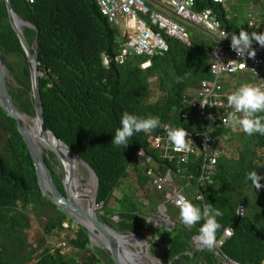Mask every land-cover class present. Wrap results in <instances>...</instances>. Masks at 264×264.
Masks as SVG:
<instances>
[{"label": "trees", "instance_id": "trees-1", "mask_svg": "<svg viewBox=\"0 0 264 264\" xmlns=\"http://www.w3.org/2000/svg\"><path fill=\"white\" fill-rule=\"evenodd\" d=\"M14 11L39 30L38 55L40 91L49 128L97 173L100 181L97 203L104 204L100 218L120 232L153 233L152 251L163 264H220L218 248L198 250L194 239L200 223L185 227L179 219V208L169 207L175 229L160 230L148 215H156L166 202L167 191L151 187L152 178L145 176L147 168L138 160L143 149L160 165L172 170L175 181L190 202L201 206L212 204L223 215L217 217L220 228L216 239L232 228L234 237L221 248L223 254L242 264L264 263V188L254 190L246 174L257 170L264 177V136L246 135L240 128L213 127V134L223 137L220 160L213 183L202 192L204 200L196 199L195 187L201 174L202 160L192 157L186 167L191 182L178 175L179 163L165 160L151 147L150 139L168 124L188 131H201L200 125L185 120L182 115L190 109L185 99L189 89H199L203 81H212V52L216 46L202 32L190 28L192 45L186 46L168 39L169 51L152 58V65L142 69L148 58L132 57L124 65L114 60L109 68L103 64L105 53L115 56L118 30L101 13L95 0H12ZM212 9L229 33L251 30L230 22L226 10L212 2L197 0L195 10ZM25 36L33 44L37 30L25 27ZM0 52L17 82L9 91L20 111L35 116L31 97L32 83L29 60L11 26L7 5L0 0ZM15 57L14 63L9 61ZM231 90H236L235 84ZM124 112L141 117H159L161 127L150 134H136L123 150L111 144ZM209 124H213L210 122ZM50 157H56L50 153ZM47 159L55 182L66 194L64 175L55 172ZM264 185V179L261 180ZM129 197L119 202L116 192ZM153 202L151 203V200ZM115 200V201H114ZM149 202V203H148ZM129 203V205H127ZM240 205L246 207L245 217H239ZM160 206V207H159ZM36 211L37 219L45 221L44 232L38 242H30L19 227L27 222L26 212ZM73 221L49 199L39 186L34 160L22 137L17 121L7 115L0 105V264H115L103 250L91 249L89 234L77 228L72 257L60 250L46 248L48 237L62 224ZM203 221H201L202 223ZM146 239V238H145ZM151 245V244H150ZM150 248V247H149ZM151 251V248H150ZM150 257L155 261L156 255ZM156 264V263H155Z\"/></svg>", "mask_w": 264, "mask_h": 264}, {"label": "built area", "instance_id": "built-area-1", "mask_svg": "<svg viewBox=\"0 0 264 264\" xmlns=\"http://www.w3.org/2000/svg\"><path fill=\"white\" fill-rule=\"evenodd\" d=\"M34 3L35 0H29ZM201 2H212L228 9L231 0H200ZM264 3V0H260ZM101 13L106 17L109 23L118 30L116 40L117 50L114 57L110 54L103 55V64L109 68L112 60L119 65L125 64L128 58L146 56L148 60L141 64L142 69H147L152 65V58L163 55L169 51L168 39H174L180 43L191 46L192 40L187 30V25L206 33L216 43L217 46L212 52L214 59L211 73L212 81H203L201 88L197 90V97L192 99L187 97L185 103L190 109L184 111L182 117L193 123L200 125L201 131H188V146L183 150H174L167 141V135L164 126L158 135L150 139L151 147L158 150L165 160L173 161L177 159L179 163L178 175L191 182L195 179L194 175L189 173L186 167L189 165L192 157H200L202 160L201 174L199 176L197 187H195L196 199L204 200L203 188L207 184L213 183V177L216 174L217 166L222 159L223 153L220 148L223 137L218 139L213 134V127L228 128L223 123L227 119L231 109L227 107V96L229 92L228 85H232L233 80L241 79L242 84H249L260 87L264 90V47L257 42H253L252 49L255 50V57H239L231 47V36L218 18L217 13L212 10L198 12L195 10L197 0H95ZM249 26L255 30L257 25V13L252 12L249 16ZM248 23V24H249ZM224 32L228 36L226 39L220 36ZM238 35V34H237ZM226 82L228 85H226ZM239 86V87H240ZM207 101L203 105L201 102ZM214 119H209V116ZM212 122L213 124H209ZM171 127V126H170ZM140 155V152H139ZM143 162L151 165L148 167V176L152 178V185L159 191H167L166 206H177L178 199H187L184 189L175 181L172 170L166 165H161L157 170L154 166L153 157L149 156L145 149L142 150ZM157 171H156V170ZM167 170L163 176L161 170ZM237 213L243 218L246 215V207L240 205ZM63 231L71 229L68 222L63 223ZM234 237L232 228H228L221 239H216L218 248L217 256L220 264H242L230 259L223 254L221 248L225 243ZM196 249L202 251L206 247L200 244L198 236L194 239ZM59 249H68L66 243L56 246ZM264 264V263H263Z\"/></svg>", "mask_w": 264, "mask_h": 264}, {"label": "water", "instance_id": "water-1", "mask_svg": "<svg viewBox=\"0 0 264 264\" xmlns=\"http://www.w3.org/2000/svg\"><path fill=\"white\" fill-rule=\"evenodd\" d=\"M9 14V19L12 28L16 32L20 43L27 55L29 60V67L31 72V97L34 100L35 116H31L25 112L19 110L16 106L14 99L12 98L9 86V70L0 52V105L5 110L7 115L17 121L18 129L26 142L31 156L34 160L38 182L42 194L45 198L49 199L53 204H55L61 211L66 213L73 224L77 228L84 229L90 237L91 246L96 244L97 248H100L106 252L109 257L114 261L115 264H163V259L161 256L156 255L155 261L150 257L143 260V250L137 252L129 245L127 247L123 237L135 238L136 240H141L146 247H149V243L143 238L140 233L128 231L120 232L112 226L105 224L100 218L99 210H102L104 204L97 203V194L99 190V177L95 170L77 153H75L67 144H65L47 125L45 120V108L40 91V79L44 75L40 70L39 66V30L34 27L33 24L24 21L13 8L12 0H4ZM29 27L37 30V36L33 44H30L25 36L24 29ZM23 116L35 120L38 128V138L35 137L34 133L30 130L27 123L23 120ZM43 145L46 150L43 151L40 147ZM46 151L48 153H46ZM50 153H53L58 161L62 164L65 170V175L63 177V185L66 194H64L57 186L53 172L47 163ZM77 160L84 163L86 169L95 176L97 181V188L95 198L96 203L89 204V208L83 207L77 200L72 197V193H75V189L72 185L73 178L76 172L75 163ZM162 175L167 174V170L161 171ZM147 177V175H146ZM167 211V206L163 205L160 214ZM102 213V211H101ZM154 224L159 228L169 229L170 226L175 227V223L170 219L156 217L154 218ZM168 222V223H167ZM166 224V225H165ZM134 241V240H132ZM154 255V254H153Z\"/></svg>", "mask_w": 264, "mask_h": 264}, {"label": "clouds", "instance_id": "clouds-1", "mask_svg": "<svg viewBox=\"0 0 264 264\" xmlns=\"http://www.w3.org/2000/svg\"><path fill=\"white\" fill-rule=\"evenodd\" d=\"M251 25L252 24L249 23V26ZM220 36L223 37V39H226L228 35L221 32ZM230 36V47L239 57H245L246 55L248 57H255L256 52L252 49L254 41L261 47H264V33L257 31L249 33L248 31L241 29L238 35L234 33ZM226 100L227 107L232 111L229 112L227 119L224 120L223 123L227 124L233 130L240 128L248 136H253L255 134L264 136V90L260 87L242 84L235 91L229 94ZM201 104L203 106L208 103L207 101H204L201 102ZM209 119H214V117L210 115ZM158 127H161L159 117L151 115L141 117L124 112L120 119V126L116 128L114 132L111 144L123 150L131 143L130 141H132V138L136 134H150ZM164 127L167 135V141L174 150H183L188 146V142L191 140L187 139L189 134L185 129L170 126ZM141 153L142 151L140 152V155ZM143 165L148 170L149 166L147 165L151 164L143 162ZM257 167L262 168L264 165H259ZM147 170L145 174H147ZM262 179H264V177L259 175L255 169L249 171L245 177L246 182H251L254 190L264 188V185L261 184ZM150 184L154 187L151 182ZM154 189L157 190L155 187ZM165 203L161 205L159 213ZM177 206L179 208V219L182 224L187 228H191L192 226L200 223L201 226L198 230V240L200 244L205 246L209 251L213 250L216 244V233L220 228V224L217 222V217H221L223 215L222 211L212 204H205L201 208V206L194 205L187 199H178ZM169 207L171 206H167V211L163 214V216L160 214L161 218H163L165 222L166 219L170 218V215H167V213L169 214ZM151 220L152 219L149 221ZM201 221L203 222L201 223ZM168 226L170 230L175 229V227L173 228V226H170V223H168Z\"/></svg>", "mask_w": 264, "mask_h": 264}, {"label": "rangeland", "instance_id": "rangeland-1", "mask_svg": "<svg viewBox=\"0 0 264 264\" xmlns=\"http://www.w3.org/2000/svg\"><path fill=\"white\" fill-rule=\"evenodd\" d=\"M233 1V0H231ZM241 16H245L244 12L242 13ZM241 19V18H240ZM192 36L193 34H195L194 32L191 33ZM191 37V36H190ZM207 40H209V38L207 36H204ZM106 54V53H105ZM129 59V58H128ZM127 59V60H128ZM15 57L14 56H11L9 58V61L11 63H14L15 61ZM126 60V61H127ZM126 63V62H125ZM124 65V64H123ZM8 82L9 84H11L12 86H16L17 85V82L14 80V78L11 76V74L9 75V78H8ZM46 153H48L46 151ZM50 157V156H49ZM51 159V162L53 164V167H54V170L57 174L59 175H65V170H64V167L62 166V164L58 161V159L56 157H50ZM82 176L83 177H87L88 176V173L87 172H82ZM119 198H122V195H121V191L118 190L116 192V198L115 199H119ZM115 201V200H114ZM153 202V199L151 200V203ZM149 203V202H148ZM114 205H117V207L119 208L121 206V203L120 202H114ZM122 207V206H121ZM102 210H99L98 213H100V215L102 216L104 213L102 212ZM37 214H39L38 212H34V211H27L26 214V218H27V222L25 224H23L22 226L19 227L20 231L24 234H27L28 235V239L30 242H38L44 232V228H43V224H45V221L43 220H38L37 219ZM167 215L169 216V214L167 213ZM159 216V214H158ZM63 225V224H62ZM166 225V224H165ZM159 229V228H158ZM165 229V228H163ZM77 230V227L75 225L72 224V227L70 230H68L67 232L63 231H58V230H55L53 232V234L51 236L48 237V240H47V244H46V248H49L51 249L52 252H56L57 250H60L64 255H67V254H70L71 256L73 255V252L75 251L74 250V247L72 244H70V240L72 239H75L76 238V231ZM162 230V229H160ZM140 234L143 236V238L149 243V247L151 248V251H150V248L148 250V254H149V257H150V252L151 254L153 255H157V253H153L152 251V247L154 244V241L155 242H158L160 241L159 240V237L155 238L154 234L153 233H150L146 230H143L142 232H140ZM91 241V240H90ZM62 243H66L68 245V249L67 250H64V249H59V248H56L57 245L59 244H62ZM151 244V245H150ZM91 249H93L96 253H97V249H100V248H97L96 244H93L92 246L90 245ZM101 250V249H100ZM139 250H145V247L143 245V247H139ZM153 255V256H154ZM74 257V256H72ZM38 261V258L36 260L33 261L32 264H35L36 262ZM29 264H31V262H27Z\"/></svg>", "mask_w": 264, "mask_h": 264}, {"label": "crops", "instance_id": "crops-1", "mask_svg": "<svg viewBox=\"0 0 264 264\" xmlns=\"http://www.w3.org/2000/svg\"><path fill=\"white\" fill-rule=\"evenodd\" d=\"M225 10L228 13L227 19L230 22L235 23L236 25H238L240 27H244L245 26L247 28V30L257 31V32H260V33H264V3H262L260 0H233L228 5V9H225ZM255 11L257 13V23H256L257 25L254 28L255 30H253V29H251L249 27V24L248 23H249V16L251 15L252 12H255ZM243 12H244L245 16H241ZM186 27H187V30H188V33L189 34H190V31H189L190 28H193V29L197 30L196 28H194L192 26H189V25H187ZM197 31H199V30H197ZM199 32H202V31H199ZM202 33L205 34L209 38V40H211L212 42H214L216 44V46H217V43L210 36H208L204 32H202ZM190 36H191V34H190ZM167 40H168V38H167ZM241 82H242L241 79H235V80H233L231 86L228 85V83L226 82V85H228V89L227 90L229 92L235 91V90H231L230 88H233V85L234 84L238 88L240 86ZM197 90L198 89H195V90L189 89V92H190V97L189 98H192V99L196 98L197 97V94H196L197 93ZM139 161L143 164V160H139ZM153 166L157 170H160L161 169V165L158 164L155 160H154ZM152 188L154 189V187H152ZM121 195H122V198H119L118 199L119 202H121L124 199L129 198V197L124 196L123 195V192H121ZM127 205H129V203ZM158 214L160 216V213L159 212L156 215H152V216L151 215H148L149 220L152 219L151 221L148 220V222H153L154 223V221H155L154 218L159 217Z\"/></svg>", "mask_w": 264, "mask_h": 264}, {"label": "bare ground", "instance_id": "bare-ground-1", "mask_svg": "<svg viewBox=\"0 0 264 264\" xmlns=\"http://www.w3.org/2000/svg\"><path fill=\"white\" fill-rule=\"evenodd\" d=\"M23 120L27 123L30 130L34 133L35 137L38 138V135H37L38 128H37V125L35 123V120L27 118L26 116H23ZM40 147L43 151L46 150V148L43 145H40ZM137 158H138V160H143V156H141L139 154H138ZM75 165H76V172H75V176H74L73 181H72V185L75 189V193H72L71 195L83 207L89 208L90 207L89 204L92 205V204L96 203V199H94V198H95V194H96L97 181H96L95 176L93 174H91L86 169V167L84 166L85 164L80 162V160H77ZM84 171L88 173L87 177L82 176V172H84ZM146 175L148 176V174H145V176ZM130 237L131 236L123 237L124 242L128 243V244H126L127 247L130 245L133 248V250L140 252L139 247H143L144 244H140V243H142L141 240H136L135 238H132V240H134V241H132ZM144 247H145V250L143 252V260L148 259V257H149V255H148L149 247H146L145 245H144ZM147 255H148V257H147Z\"/></svg>", "mask_w": 264, "mask_h": 264}]
</instances>
